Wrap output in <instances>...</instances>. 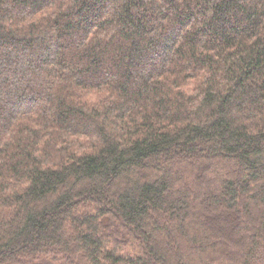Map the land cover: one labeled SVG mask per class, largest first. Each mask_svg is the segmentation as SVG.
Masks as SVG:
<instances>
[{
	"label": "trees",
	"instance_id": "trees-1",
	"mask_svg": "<svg viewBox=\"0 0 264 264\" xmlns=\"http://www.w3.org/2000/svg\"><path fill=\"white\" fill-rule=\"evenodd\" d=\"M0 264H264V0H0Z\"/></svg>",
	"mask_w": 264,
	"mask_h": 264
}]
</instances>
